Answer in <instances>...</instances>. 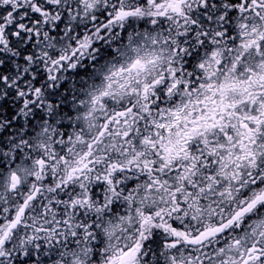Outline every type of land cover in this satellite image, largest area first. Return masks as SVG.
Wrapping results in <instances>:
<instances>
[{
  "label": "snow or ice",
  "instance_id": "6c2138e0",
  "mask_svg": "<svg viewBox=\"0 0 264 264\" xmlns=\"http://www.w3.org/2000/svg\"><path fill=\"white\" fill-rule=\"evenodd\" d=\"M0 264H264V0H0Z\"/></svg>",
  "mask_w": 264,
  "mask_h": 264
}]
</instances>
